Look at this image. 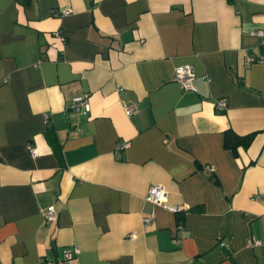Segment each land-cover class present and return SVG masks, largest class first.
Instances as JSON below:
<instances>
[{"label": "crops", "instance_id": "obj_1", "mask_svg": "<svg viewBox=\"0 0 264 264\" xmlns=\"http://www.w3.org/2000/svg\"><path fill=\"white\" fill-rule=\"evenodd\" d=\"M253 30L264 0H0V264H56L65 248L68 264H264L248 246L264 238ZM180 65L195 90L173 79ZM228 129L251 141L225 146ZM150 184L182 209L147 202Z\"/></svg>", "mask_w": 264, "mask_h": 264}, {"label": "built area", "instance_id": "obj_2", "mask_svg": "<svg viewBox=\"0 0 264 264\" xmlns=\"http://www.w3.org/2000/svg\"><path fill=\"white\" fill-rule=\"evenodd\" d=\"M69 10L68 9H62L61 13L65 14ZM254 35L259 36L260 42L264 43V34L259 30H253L251 32ZM53 34L57 36L61 41L64 40V37L58 33V31H54ZM259 60H263L262 57L258 58ZM255 60L254 57L248 56L246 57L245 63L249 64L251 61ZM173 79L178 83L179 87L182 90H195L193 86V69L190 65H180L177 66L173 71ZM216 106L219 109H223L226 106V99L220 98L216 100ZM70 108L76 112L79 113H86L89 110L88 101L86 98V95L80 94L72 97ZM124 110L126 114H131L133 110V106L126 104L124 105ZM26 148H28L31 155L36 154V150L34 147H32L30 144H26ZM165 197V190L163 186L160 184H150L148 186L145 200L147 202H150L153 206L155 205H161L171 212H177L181 208L179 205H170L165 204L163 202V199ZM155 214V209L152 207L149 212L143 216L142 221L144 225H148L152 222ZM56 211L53 205H48L46 208L42 210V217L44 221H53L56 219ZM180 225L178 224V227ZM221 246H226L225 243L220 242ZM248 246L254 247V246H262L264 247V238H250L248 240ZM76 252V249L74 248H65L62 252V256L60 259L57 260L56 264H68L73 256V254Z\"/></svg>", "mask_w": 264, "mask_h": 264}, {"label": "trees", "instance_id": "obj_3", "mask_svg": "<svg viewBox=\"0 0 264 264\" xmlns=\"http://www.w3.org/2000/svg\"><path fill=\"white\" fill-rule=\"evenodd\" d=\"M44 136L46 137V140L49 142V144L53 147L54 151L59 152L60 149L56 142L54 129L48 126L45 129ZM251 138L252 134L238 135L228 129L224 132L223 142L225 146L231 147L234 150L238 145L247 146L251 141Z\"/></svg>", "mask_w": 264, "mask_h": 264}]
</instances>
